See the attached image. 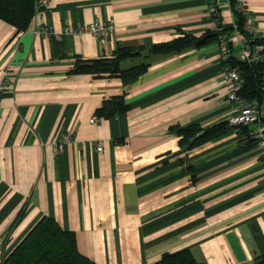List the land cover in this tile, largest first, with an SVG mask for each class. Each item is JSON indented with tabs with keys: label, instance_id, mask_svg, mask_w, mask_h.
<instances>
[{
	"label": "crops",
	"instance_id": "1",
	"mask_svg": "<svg viewBox=\"0 0 264 264\" xmlns=\"http://www.w3.org/2000/svg\"><path fill=\"white\" fill-rule=\"evenodd\" d=\"M220 1L229 64L240 34ZM207 3L48 0L25 32L0 21V260L50 217L93 264H154L183 249L197 264H264V154L247 136L255 124L229 127L191 149L175 134L235 113L215 40L121 61V70L147 64L128 84L67 74L75 59L110 58L116 46L203 37ZM245 7L264 41V0H245ZM106 21L112 29L101 40L82 30ZM115 96L125 111L98 117ZM258 126L264 130V110ZM63 138L54 153L52 140Z\"/></svg>",
	"mask_w": 264,
	"mask_h": 264
},
{
	"label": "trees",
	"instance_id": "2",
	"mask_svg": "<svg viewBox=\"0 0 264 264\" xmlns=\"http://www.w3.org/2000/svg\"><path fill=\"white\" fill-rule=\"evenodd\" d=\"M37 0H0V21L11 26L15 34L25 32L34 16ZM236 22L237 31L247 38L241 30V18L232 13ZM223 33V31H222ZM202 44L217 39L218 33L209 32ZM200 39V38H199ZM195 39L188 35L175 38L169 42L154 44L150 47L128 48L116 46L110 58H98L92 60L75 59L67 74H88L93 77H115L122 84L133 82L146 70L147 64L139 62L136 66L125 70L119 68V63L126 59L139 58L142 54L155 55L180 52L186 48H196ZM254 42L264 47V41L259 38ZM264 53V49H263ZM229 64L234 67L242 78L243 84L238 95L246 100L256 103L258 113L264 110V85L262 77L264 63L245 64L237 58H230ZM122 96L111 97L104 100L96 110L98 117L107 118L125 111ZM230 126L226 122L218 123L200 129L195 124H189L182 128H176L175 134L178 144L187 149L197 147L203 143L218 139ZM0 264H93L80 255L75 247L74 236L69 231L58 227L50 217H41L14 245V247L0 260ZM154 264H197L192 259L187 249L174 253H163ZM261 264V263H258Z\"/></svg>",
	"mask_w": 264,
	"mask_h": 264
},
{
	"label": "built area",
	"instance_id": "3",
	"mask_svg": "<svg viewBox=\"0 0 264 264\" xmlns=\"http://www.w3.org/2000/svg\"><path fill=\"white\" fill-rule=\"evenodd\" d=\"M224 3L227 5L231 14L234 12L240 16L241 30L243 34L247 36V38H245L239 33L240 39L238 43L237 60L245 64L264 63V47L260 43L254 42L258 40L259 37L252 27L253 20L245 7V0H225ZM221 6L222 2L220 0H208L206 8L210 19L208 31L218 33L215 43L219 62L223 66L222 77L228 83L226 101L235 108V113L227 119L226 123L228 126L235 128L247 127L251 124H255V127L249 130L247 136L251 141L263 148L264 154V130L258 126L259 113L256 103L243 99L238 95L242 88L243 81L237 70L228 64L230 54L229 39L222 33L219 16V8ZM47 7L48 0H37L35 3V15L46 10ZM111 29L112 22L106 21L90 23L84 26L82 30L89 33L94 39L101 40ZM48 31V29H43L44 33H48ZM262 77L264 79V71ZM261 89L264 91V85ZM93 122L94 118H91L89 123L92 124ZM62 141H67V139L63 138L61 141L52 140L54 153L61 151ZM94 149L96 152L101 150L99 142H95Z\"/></svg>",
	"mask_w": 264,
	"mask_h": 264
},
{
	"label": "water",
	"instance_id": "4",
	"mask_svg": "<svg viewBox=\"0 0 264 264\" xmlns=\"http://www.w3.org/2000/svg\"><path fill=\"white\" fill-rule=\"evenodd\" d=\"M212 36H213V34H211V35H207V36H203V37H201L199 40L196 41V44H197V45H201V44L203 43V41H204L206 38H208V37H212Z\"/></svg>",
	"mask_w": 264,
	"mask_h": 264
}]
</instances>
